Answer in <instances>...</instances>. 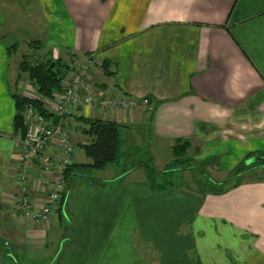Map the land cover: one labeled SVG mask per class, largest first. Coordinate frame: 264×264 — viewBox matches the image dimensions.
<instances>
[{"label": "crops", "instance_id": "crops-1", "mask_svg": "<svg viewBox=\"0 0 264 264\" xmlns=\"http://www.w3.org/2000/svg\"><path fill=\"white\" fill-rule=\"evenodd\" d=\"M27 4L24 12L0 0V264H264V166L231 178L264 154V0ZM18 32L28 49L39 42L57 59L72 53L112 63L116 76L99 71L95 84L128 106L73 115L122 125L126 148L149 149L155 162L167 149L166 166L172 148L187 143L184 157L229 175L213 191L163 193L151 191L142 169L99 179L107 182L102 189L74 177L65 218L37 224L11 212L23 155L13 94L34 97L20 86L22 43L7 44ZM147 97L154 103L145 110ZM77 138L75 163L90 164L80 147L88 139ZM32 198L46 197L36 187Z\"/></svg>", "mask_w": 264, "mask_h": 264}, {"label": "built area", "instance_id": "built-area-1", "mask_svg": "<svg viewBox=\"0 0 264 264\" xmlns=\"http://www.w3.org/2000/svg\"><path fill=\"white\" fill-rule=\"evenodd\" d=\"M101 65L94 55L76 57L73 62L69 60L68 73L61 82L62 91L45 101L47 115L37 114L32 107L26 110V133L24 137L18 136L23 155L17 171L16 195L9 206L11 212L37 224L66 214L70 184L65 173L76 165L74 136L85 128L75 118L80 115H73L74 112L90 107L104 111L128 106L125 96L105 97L94 85L92 75L101 71ZM141 105L145 110L151 107L147 98ZM68 118L74 119L71 124H68ZM36 187L46 197L40 204L32 198Z\"/></svg>", "mask_w": 264, "mask_h": 264}, {"label": "trees", "instance_id": "trees-1", "mask_svg": "<svg viewBox=\"0 0 264 264\" xmlns=\"http://www.w3.org/2000/svg\"><path fill=\"white\" fill-rule=\"evenodd\" d=\"M30 46L31 48L38 50L43 49L41 43L39 42H33ZM10 51L9 54H11ZM47 55L52 58H49L45 63L41 62L36 65H31L27 61H24L20 64V72L28 75V80L34 87L37 88V92L43 97V99L13 94V99L16 103V116L14 120L15 135L24 137L26 133V128L24 126V114L28 108H34L35 112L39 115H47L45 101L53 98L55 94L62 91L61 82L68 73L67 67L60 59L54 61L51 53ZM53 64L54 66L50 71ZM100 68L104 76L109 78L116 76V72L112 69L111 62L103 61ZM147 99L151 104L154 103L151 97H147ZM155 103L156 105L152 112H154L156 106L159 104V102ZM75 118L85 127L81 131V134L88 139V143L80 145V147L83 149L86 157L90 160V164L74 165L72 169L65 173V178L68 184H70V188V179L79 177L87 186L102 189L106 186L107 182L96 179L95 174L117 165L120 162V159H122L125 155L126 143L122 137L123 126L111 121L88 119L84 116H76ZM187 146V143H183L181 146L177 145L172 148L174 160L172 163L168 164L167 169L164 172H161L162 174L191 169V163L193 160L188 157H184L187 153ZM256 157L264 158V154H258ZM248 158H250V156ZM171 164L173 169H168L171 167ZM257 166L264 165L261 163L247 165L244 162L232 173L231 178L235 179ZM146 170L148 183L152 192L163 193L173 189L167 184L160 185L156 183L155 180H157L158 172L148 168H146ZM61 218H65V216L62 215Z\"/></svg>", "mask_w": 264, "mask_h": 264}, {"label": "rangeland", "instance_id": "rangeland-1", "mask_svg": "<svg viewBox=\"0 0 264 264\" xmlns=\"http://www.w3.org/2000/svg\"><path fill=\"white\" fill-rule=\"evenodd\" d=\"M15 1V3L18 2L19 6L17 7L18 10L22 9L24 12L27 9H31V7H27L31 0H13ZM5 2L9 3V0H5ZM4 22V18L0 17V27L2 26ZM16 25V24H15ZM13 26V24H11V21L8 20V22L5 24L6 29L10 30L11 27ZM15 27V26H14ZM19 27V26H17ZM16 27V28H17ZM21 29V28H20ZM19 42L22 43V46L20 48V51H18V54L16 56L17 62H24L27 61L29 64L31 65H36L38 63L41 62H47V60L49 58H52L49 55H46V53L42 50H38V49H34L31 48V46H29V49L25 46L24 42V35L20 32L11 35L10 38L7 39V44L9 46H13L15 44H17ZM32 49V50H31ZM71 53H66L65 57H63L62 59L60 58H54V61L57 60H62L64 62V64L66 65V67H68V61L70 60L71 62H73L76 57H82L80 55H75V56H68ZM24 56V59H23ZM66 56L68 58H66ZM87 56V55H85ZM16 63V61L12 62V65L14 66V64ZM68 71V69H67ZM100 75V72H99ZM95 76V78H94ZM99 77V78H98ZM96 77V75H92L93 78V83L94 85H100V76ZM95 79V82H94ZM25 81V82H24ZM96 83V84H95ZM96 85V86H97ZM21 87H24L27 91H29V93L33 94V98H38V99H43V97L37 92V88L34 87L31 82L28 80V75L24 74L21 84ZM78 133L74 136V140L76 142H78ZM79 144V143H78ZM163 146L165 147V144H163ZM79 147V146H78ZM168 148V147H167ZM125 155L122 157V159H120V162L111 167L106 169V173L103 172H98L96 173V175H98L96 177V179H110L108 177H113L115 179H119L122 176L124 177L125 175H127V173L132 172L133 170H138V169H142L144 171H147L146 168L150 169V170H154L156 172H158V176H157V180L156 183L163 185V184H167L169 187L172 188H177V187H181L185 190L188 191H192V192H203L205 188H207L209 191H213L214 189V184H220L222 182H220L221 180L224 181V177L226 175H229L228 173H224V172H214L212 170V168H210L207 164L202 163L200 161H193L191 163V169H186V170H178L175 171L173 173H168V174H162L161 172H164L167 169V157H171V152L168 151L167 149H164L163 151H160V155H162L161 157L159 156V160L158 161H154L153 158L151 157V153L149 149H144V148H126L125 150ZM191 157L194 156V154L191 152L190 154ZM256 158L252 157L249 160ZM246 161V162H248ZM245 162V164H246ZM172 163V162H171ZM252 165V164H251ZM254 165V164H253ZM171 167L168 169H173L172 164L170 165ZM254 168V167H253ZM252 168V169H253ZM106 178H104V177ZM248 178L250 179H256L254 177V175H250ZM113 179V178H112ZM39 259L36 262H30V264H38L39 263ZM50 262H47V264H49ZM24 264H29L28 262H24ZM45 264V263H44Z\"/></svg>", "mask_w": 264, "mask_h": 264}, {"label": "water", "instance_id": "water-1", "mask_svg": "<svg viewBox=\"0 0 264 264\" xmlns=\"http://www.w3.org/2000/svg\"><path fill=\"white\" fill-rule=\"evenodd\" d=\"M53 66L54 64L51 66L50 71L52 70ZM257 163H264V158L256 157L246 162L247 165L257 164Z\"/></svg>", "mask_w": 264, "mask_h": 264}]
</instances>
